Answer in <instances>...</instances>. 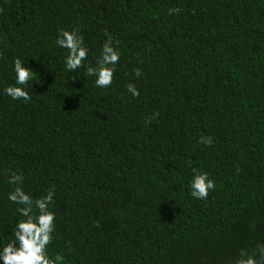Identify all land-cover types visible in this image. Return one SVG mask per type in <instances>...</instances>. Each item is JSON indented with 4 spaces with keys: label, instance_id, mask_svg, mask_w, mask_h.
<instances>
[{
    "label": "trees",
    "instance_id": "1",
    "mask_svg": "<svg viewBox=\"0 0 264 264\" xmlns=\"http://www.w3.org/2000/svg\"><path fill=\"white\" fill-rule=\"evenodd\" d=\"M71 28L89 64L105 33L119 48L107 89L64 71ZM17 56L36 74L29 103L0 95V237L22 173L55 191L49 253L67 264H235L264 243V0H0V88ZM193 168L215 181L206 200Z\"/></svg>",
    "mask_w": 264,
    "mask_h": 264
},
{
    "label": "clouds",
    "instance_id": "2",
    "mask_svg": "<svg viewBox=\"0 0 264 264\" xmlns=\"http://www.w3.org/2000/svg\"><path fill=\"white\" fill-rule=\"evenodd\" d=\"M177 11L179 9H169L168 14L172 15ZM105 35L107 39L103 41L95 63L89 64L87 61L90 49L85 45L80 30L58 29L55 46L67 52L63 57L64 71L75 73L83 68L86 76L94 78L96 88L107 89L113 82L120 51L113 38L107 33ZM26 64L27 60L19 56L12 60L14 80L0 88V95L17 102L31 101L28 88L29 85L33 88L36 72L31 67H26ZM135 75H141L139 69L135 70ZM125 89L132 97L139 95L138 88L132 83L126 84ZM212 142L210 136L200 138L202 144L211 145ZM6 183L10 186L6 199L15 206L16 219L9 225L10 234L0 237V264H67V258L61 252L49 253L56 230V215L52 210L54 189H49L44 195L34 196L30 191H25L22 173H11ZM187 188L192 199L206 200L209 192L215 189V181L207 172L193 168ZM235 264H264V243H258L253 254L242 251Z\"/></svg>",
    "mask_w": 264,
    "mask_h": 264
}]
</instances>
